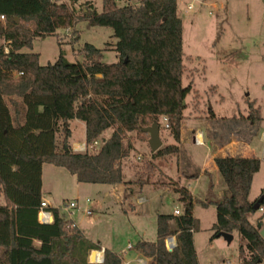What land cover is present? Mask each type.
Masks as SVG:
<instances>
[{
  "label": "trees",
  "instance_id": "16d2710c",
  "mask_svg": "<svg viewBox=\"0 0 264 264\" xmlns=\"http://www.w3.org/2000/svg\"><path fill=\"white\" fill-rule=\"evenodd\" d=\"M121 1L128 0H103L101 13L87 2L78 15L59 0H0V264H90V253L102 250L59 207L47 208L53 215L51 224L39 222L43 165L66 169L78 184L127 186L122 163L133 147L127 136L149 138L142 129L160 126L162 118L168 119L176 144L161 147L153 158L181 152L185 99L192 86H183V27L177 0H142L137 6L120 7ZM81 21L112 29L115 42L105 49L87 43L83 61L70 62L61 52L55 63L44 66L39 54L24 51L32 49L35 38L55 35ZM109 47L116 54L113 63L103 61ZM209 115L215 119L212 111ZM259 116L252 109L250 119ZM73 120L86 126V152L73 151ZM107 131L111 134L105 137ZM96 141L99 146L92 149ZM215 163L226 187L221 200L213 203L212 240L220 232L238 233L244 243L239 248L241 264H262V222L250 221L258 199H249L261 161L226 156ZM173 189L181 214L159 215L156 241H138L135 249L152 264H199L194 234L200 223L193 215L194 198L186 187ZM260 198L261 209L264 188ZM172 236L178 246L170 252L166 240ZM103 264H122V259L106 249Z\"/></svg>",
  "mask_w": 264,
  "mask_h": 264
},
{
  "label": "rangeland",
  "instance_id": "374dc122",
  "mask_svg": "<svg viewBox=\"0 0 264 264\" xmlns=\"http://www.w3.org/2000/svg\"><path fill=\"white\" fill-rule=\"evenodd\" d=\"M59 1L72 6L78 15L87 2L93 3L97 12L103 10V0ZM141 2L128 0L118 4L137 6ZM177 13L183 27V86H192L185 99L180 154L155 159L149 146L150 137L128 135L126 142L133 147L122 164L124 182H130L127 186L132 187L133 194L127 203L119 202L110 187L78 184L66 169L51 164L43 165V200L61 209L65 202L75 200L78 208L67 213L69 218L95 242L121 251L143 238L156 241V218L174 214L175 208L182 211L178 193L169 189L181 183L194 195L195 215L200 223L194 237L200 264H241L239 248L244 243L238 233L233 234L230 244L222 237L212 240L216 223L213 203L219 201V192L226 186L218 172L214 176L200 173L197 180L207 146L195 145L191 136L200 128L205 140L210 125L237 131L250 147L247 157L261 161L250 194L252 201L260 198L264 188V0H177ZM112 35L110 28L88 27L86 21H81L71 29L58 30L55 35L35 38L32 49L24 51L39 54L43 66L55 63L61 52L70 62L83 61L85 44L105 49L107 43L115 42ZM103 61H117L110 47L104 52ZM251 107L259 112L258 120L250 119ZM210 111L215 115L213 124L208 122ZM71 130L72 142L85 141L83 125L73 120ZM110 134L107 131L105 137ZM160 137L162 147L176 144L169 130L161 128ZM140 198H147L148 202L138 206ZM259 220L264 223V210L250 217L254 224ZM90 256L91 253L89 260Z\"/></svg>",
  "mask_w": 264,
  "mask_h": 264
},
{
  "label": "crops",
  "instance_id": "0c3cea01",
  "mask_svg": "<svg viewBox=\"0 0 264 264\" xmlns=\"http://www.w3.org/2000/svg\"><path fill=\"white\" fill-rule=\"evenodd\" d=\"M75 121H76L77 124L83 125L85 127V130H86V126H85V124L83 122L78 121V120H75ZM214 121H215V119H211L210 117H208V122L210 124H213ZM192 134L193 135L191 136V139H192V142L195 145H197V146H207V156H206L205 162L203 163V168H202L201 174L205 173V174H209L211 176L217 175V172L219 173V171H218L216 163H215V159L216 158H218V157H226V156L247 157L246 154L250 150L248 142H244L243 139L241 138V136L238 134V132L233 130V129H226V128L216 129L215 127H212L210 125V128H209V130L206 133L207 134V138H205V140H204V135L202 133V130L200 128H197L195 131H193ZM196 134H200L202 136L203 144H200V145L196 144V142H195V135ZM183 135H184V120H183V123H182L181 141L183 139ZM206 139H207V143H206ZM80 144H86V143H85V141L84 142H73L72 143V148L74 149L75 147H77ZM42 171H43V169H42ZM201 174H199L197 176V178H198L197 180L198 181H199V179L201 177ZM253 180H254V178H253ZM149 182H150V180H149ZM108 187H110L111 188V192L114 195L117 196L119 202H122L124 204L127 203V200L129 198V196H131L133 194L132 187L131 186L130 187L126 186L125 184H119V185L108 186ZM179 187H183L181 183H179ZM189 188H191V186H189ZM169 189H173V188L171 187ZM251 190H252V188H251ZM222 194H223V191H220L219 192V200H221ZM193 197H194V195H193ZM249 199H250V196H249ZM87 202H89V200H87ZM147 202H148L147 198L137 199V205L138 206H142V205L146 204ZM47 203H48V205L50 207H54V206L50 205L49 202H47ZM176 210H178V209L177 208L174 209V212H173L174 214H175ZM193 215H194V217L196 219H198L196 217V215H195V207L193 209ZM72 220L76 224V221L74 219H72ZM156 223H157V218H156ZM261 226L264 227V223H261ZM77 227L82 231V233L84 234L85 238H87L91 242L101 246V248H102L101 252L106 250V249H108L105 246H103L100 242H95L92 238L88 237L85 234V232L81 229L80 226L77 225ZM173 227H174V225L172 224V228ZM136 234L139 235L140 233L136 232ZM142 236H145V233ZM156 238H157V226H156ZM142 240L146 241V239H144V238ZM142 240H140V241H142ZM36 244L38 245V243H36ZM135 244L136 243H134V244L129 243L121 251H120V249H118V251H114V250L111 249V251H113L114 253L118 254L121 257L122 264H152V260L150 258H147V257L143 256L142 254H140L135 249ZM194 246H195V249H196L195 237H194ZM196 253H197V250H196ZM197 258H198V253H197ZM198 261H199V258H198ZM89 263L92 264L91 263V256H90ZM199 264H200V261H199Z\"/></svg>",
  "mask_w": 264,
  "mask_h": 264
},
{
  "label": "built area",
  "instance_id": "2783aa9c",
  "mask_svg": "<svg viewBox=\"0 0 264 264\" xmlns=\"http://www.w3.org/2000/svg\"><path fill=\"white\" fill-rule=\"evenodd\" d=\"M1 20H4V16L1 17ZM6 52H8V49H5ZM164 129V130H169L170 126L168 123V119L167 118H162L161 119V123H160V129ZM195 142L196 144H203V140H202V136L200 134H196L195 135ZM99 146V141H96L94 143V145L92 146V149H96ZM73 151L75 153H83L87 151V146L86 144H80L77 147H75L73 149ZM49 207L48 203L46 201H43L41 203V208L39 211V215H38V220L41 224H51L53 222V215L50 211L47 210V208ZM78 208V204L77 202L74 201H69L67 203H64L63 208L61 209L64 213H68L71 209H75ZM264 208H261L259 211H263ZM87 214H90V211L86 212ZM181 214L180 210H176L175 211V215L179 216ZM178 246V242H177V238L175 236L169 237L166 240V248L172 252L174 249H176ZM99 251H97L98 253ZM104 261V256L100 257V258H96L95 257V261L91 263L92 264H101Z\"/></svg>",
  "mask_w": 264,
  "mask_h": 264
},
{
  "label": "water",
  "instance_id": "95a60500",
  "mask_svg": "<svg viewBox=\"0 0 264 264\" xmlns=\"http://www.w3.org/2000/svg\"><path fill=\"white\" fill-rule=\"evenodd\" d=\"M142 132L149 135V137H150L149 146H150L151 151L153 153H155L156 151H158L162 147L163 143L161 141L160 126H159L158 123H154L150 127L143 128ZM261 202H262V198H259L258 201L255 202L253 208H254V210L256 212L260 210ZM258 228L260 229V235L264 238V227H262L261 224H259ZM218 237H222L228 244H230L233 241V234L220 232L218 234ZM102 253H103V256H104V251H102ZM96 254H97V251H93L91 253V261L92 262L95 261ZM103 262L101 264H103Z\"/></svg>",
  "mask_w": 264,
  "mask_h": 264
},
{
  "label": "bare ground",
  "instance_id": "6f19581e",
  "mask_svg": "<svg viewBox=\"0 0 264 264\" xmlns=\"http://www.w3.org/2000/svg\"><path fill=\"white\" fill-rule=\"evenodd\" d=\"M98 253H99V252H98ZM98 253L96 254V258H100V257L103 256V253H102V254H99V255H98Z\"/></svg>",
  "mask_w": 264,
  "mask_h": 264
}]
</instances>
